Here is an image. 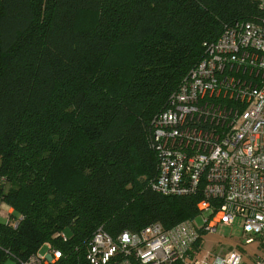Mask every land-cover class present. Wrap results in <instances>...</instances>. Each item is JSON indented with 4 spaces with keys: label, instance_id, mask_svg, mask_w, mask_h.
<instances>
[{
    "label": "trees",
    "instance_id": "trees-1",
    "mask_svg": "<svg viewBox=\"0 0 264 264\" xmlns=\"http://www.w3.org/2000/svg\"><path fill=\"white\" fill-rule=\"evenodd\" d=\"M263 16L252 0H0V264L46 242L49 264H87L99 227L196 218L199 194L151 188L152 120L203 43Z\"/></svg>",
    "mask_w": 264,
    "mask_h": 264
},
{
    "label": "built area",
    "instance_id": "built-area-1",
    "mask_svg": "<svg viewBox=\"0 0 264 264\" xmlns=\"http://www.w3.org/2000/svg\"><path fill=\"white\" fill-rule=\"evenodd\" d=\"M264 12V0H252ZM182 79L166 108L152 120L149 146L158 159L153 191L168 196L199 194L200 222L164 230L154 222L116 237L99 227L85 253L87 264L246 263L237 248L201 251L200 237L232 226L264 247V16L235 22L213 42ZM5 222L11 208L0 203ZM17 226V222H13ZM61 238L65 240L64 235ZM19 264H49L62 251L49 242Z\"/></svg>",
    "mask_w": 264,
    "mask_h": 264
},
{
    "label": "rangeland",
    "instance_id": "rangeland-1",
    "mask_svg": "<svg viewBox=\"0 0 264 264\" xmlns=\"http://www.w3.org/2000/svg\"><path fill=\"white\" fill-rule=\"evenodd\" d=\"M3 207L0 204V221H5ZM195 221L200 222V216ZM251 235L245 234L241 229V222L237 219L232 226H218L217 231L206 233L200 237L201 251H209L214 254L223 255L230 248H237L243 260L246 263H253L258 256L264 257L263 244L255 239L251 243H245V238ZM46 247L40 249L41 253H45ZM6 264H14L12 260H8Z\"/></svg>",
    "mask_w": 264,
    "mask_h": 264
},
{
    "label": "crops",
    "instance_id": "crops-1",
    "mask_svg": "<svg viewBox=\"0 0 264 264\" xmlns=\"http://www.w3.org/2000/svg\"><path fill=\"white\" fill-rule=\"evenodd\" d=\"M2 214V213H1Z\"/></svg>",
    "mask_w": 264,
    "mask_h": 264
}]
</instances>
